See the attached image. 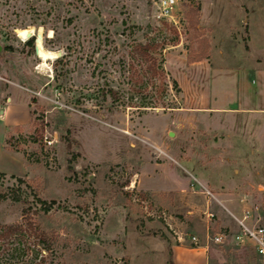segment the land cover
Returning a JSON list of instances; mask_svg holds the SVG:
<instances>
[{
	"label": "rangeland",
	"instance_id": "rangeland-1",
	"mask_svg": "<svg viewBox=\"0 0 264 264\" xmlns=\"http://www.w3.org/2000/svg\"><path fill=\"white\" fill-rule=\"evenodd\" d=\"M156 1L0 0V111L17 103L30 117L4 139L25 173L22 183L0 174V264H170V245L194 246L192 236L208 242L215 264H264L232 241L220 207L209 226L206 195L217 156L206 117H224L207 109L235 105L224 89L264 69V0H175L177 29L155 19ZM28 28L60 57L42 64L36 38L30 49L14 33ZM149 41L166 92L158 80L134 83L128 53ZM240 187L228 193L259 202L255 188Z\"/></svg>",
	"mask_w": 264,
	"mask_h": 264
},
{
	"label": "crops",
	"instance_id": "crops-1",
	"mask_svg": "<svg viewBox=\"0 0 264 264\" xmlns=\"http://www.w3.org/2000/svg\"><path fill=\"white\" fill-rule=\"evenodd\" d=\"M245 71L247 72L244 75L236 76L231 87L225 88L222 93L225 101H235L236 104L208 107L209 113L224 117H206L208 135L212 138L214 148L213 155L217 154L214 160L208 161V181L212 182L213 190L212 198H209L208 213L218 219L213 208L220 207L232 222L233 233L237 231L235 219L253 204H250L249 195L229 194L228 189H234L236 186L243 189L255 188L259 197L256 205H260L264 198V117H242L264 113V69ZM217 95L215 92L213 98L216 99ZM247 101H254L259 106L249 107ZM18 108L17 103H12L0 111V174L21 178L25 173L22 158L4 148L7 127L29 122L28 108L23 117L18 116ZM234 181L240 185L234 184ZM260 214L264 218V212ZM262 223L264 224V221ZM227 227L231 230L229 225L222 223L219 226L224 230ZM181 241V237H178L170 245L172 264H215L208 242L195 243L194 246L188 247ZM248 248L251 249L249 246ZM221 262L218 260L217 264H222Z\"/></svg>",
	"mask_w": 264,
	"mask_h": 264
},
{
	"label": "built area",
	"instance_id": "built-area-1",
	"mask_svg": "<svg viewBox=\"0 0 264 264\" xmlns=\"http://www.w3.org/2000/svg\"><path fill=\"white\" fill-rule=\"evenodd\" d=\"M156 11L154 17L158 22H167L172 24L177 29L179 21L173 16L172 10L176 6L175 0H157L155 3ZM44 143L50 146L51 141L44 139ZM206 195L212 198V195L206 191ZM264 212V198L260 205L254 204L251 208L242 211L239 218L235 219L237 231L232 235V241L237 245H246L251 247L254 254L264 263V218L260 214ZM207 218L209 226L214 227L211 223L212 214L208 213ZM224 233H217L211 241L215 244H220L225 239ZM190 240L195 244L196 238L190 237Z\"/></svg>",
	"mask_w": 264,
	"mask_h": 264
},
{
	"label": "trees",
	"instance_id": "trees-1",
	"mask_svg": "<svg viewBox=\"0 0 264 264\" xmlns=\"http://www.w3.org/2000/svg\"><path fill=\"white\" fill-rule=\"evenodd\" d=\"M33 44H34V38L33 37L29 38L25 42V45L29 46L30 49L33 48ZM157 48H158V45L153 41H149L146 43H133L131 45V49H130V52L128 54L130 55L131 60L136 63L135 66L140 68L139 71L138 70L136 71L134 69L135 66L130 64L131 73H133V71H134V74L139 73L138 75H135L136 78L134 79L135 84L140 82L138 90H142L143 88H147L145 86L146 83L144 84L141 81L142 78H145L149 82L158 80L159 83H161V84H159V90H161V92H166L167 87L163 83L164 82L163 70H162L161 65L158 64L157 59H156ZM172 84L174 86H176L175 81H172ZM104 94H105V96L108 94L114 100L117 99V94L111 90H109V91L107 90ZM162 104L163 103H161V105ZM162 107H164V106L162 105ZM11 177L20 183L23 182L20 178H16L13 176H11ZM37 202L43 205L42 210H44L45 212H48L50 210V208H51L50 204L42 202L40 200H38ZM11 231H13V228H7L6 229L7 236L9 235V233ZM38 237H39V240L41 242H45L44 235L42 233H38ZM170 264H172V263H170Z\"/></svg>",
	"mask_w": 264,
	"mask_h": 264
},
{
	"label": "bare ground",
	"instance_id": "bare-ground-1",
	"mask_svg": "<svg viewBox=\"0 0 264 264\" xmlns=\"http://www.w3.org/2000/svg\"><path fill=\"white\" fill-rule=\"evenodd\" d=\"M28 29H31L32 31L29 33L27 30ZM28 29H16L15 31H14V33H15V35H16V37L18 38V39H20V37L18 36V32H21V31H23V32H25V40H27V39H29L30 37H32V36H34L36 39H35V55H36V57L42 62V64H45L46 62H48V61H50L49 59H42L41 58V56H40V54H39V51H38V48H37V46L39 45L40 47H39V50L40 51H43V52H45V53H47V52H52V51H47V50H45L44 49V47H43V44H42V30L39 28L38 30H33L32 28H28ZM21 40V39H20ZM54 53H56V55L58 56V57H60V54H59V52H54Z\"/></svg>",
	"mask_w": 264,
	"mask_h": 264
},
{
	"label": "clouds",
	"instance_id": "clouds-1",
	"mask_svg": "<svg viewBox=\"0 0 264 264\" xmlns=\"http://www.w3.org/2000/svg\"><path fill=\"white\" fill-rule=\"evenodd\" d=\"M27 31L30 33L32 30L31 29H28ZM48 35H49V37H51L53 34L51 32H49ZM18 36L20 37L21 41L24 42V40L26 38L25 37V32H23V31L18 32ZM39 47L40 46L38 45L37 48H38L39 54H40V56H41L42 59H45L46 58V59H49V60H55V59L58 58V56L56 55V53H54V52H47V53H45L43 51H40L39 50ZM44 67H48L49 68V71H51L50 66H46V65H40V66H38L37 70H40L41 68H44Z\"/></svg>",
	"mask_w": 264,
	"mask_h": 264
},
{
	"label": "water",
	"instance_id": "water-1",
	"mask_svg": "<svg viewBox=\"0 0 264 264\" xmlns=\"http://www.w3.org/2000/svg\"><path fill=\"white\" fill-rule=\"evenodd\" d=\"M33 37V36H32Z\"/></svg>",
	"mask_w": 264,
	"mask_h": 264
}]
</instances>
